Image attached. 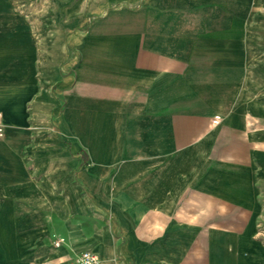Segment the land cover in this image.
I'll return each instance as SVG.
<instances>
[{"label": "crops", "instance_id": "0c3cea01", "mask_svg": "<svg viewBox=\"0 0 264 264\" xmlns=\"http://www.w3.org/2000/svg\"><path fill=\"white\" fill-rule=\"evenodd\" d=\"M0 233L47 264H264V0H0Z\"/></svg>", "mask_w": 264, "mask_h": 264}, {"label": "rangeland", "instance_id": "374dc122", "mask_svg": "<svg viewBox=\"0 0 264 264\" xmlns=\"http://www.w3.org/2000/svg\"><path fill=\"white\" fill-rule=\"evenodd\" d=\"M42 235L43 241L39 244L51 248L59 247L55 245L59 235L47 232L42 233ZM15 238V232L0 233V264H47L45 263L46 259L40 261L34 256L40 250V247L38 246L39 244L35 243L34 245L27 246L23 250H20L17 248Z\"/></svg>", "mask_w": 264, "mask_h": 264}, {"label": "built area", "instance_id": "2783aa9c", "mask_svg": "<svg viewBox=\"0 0 264 264\" xmlns=\"http://www.w3.org/2000/svg\"><path fill=\"white\" fill-rule=\"evenodd\" d=\"M5 134V123L3 121V114L0 111V138ZM63 243L62 238L56 240L55 245L60 246ZM71 264H101V258L97 252L83 251L80 255H77Z\"/></svg>", "mask_w": 264, "mask_h": 264}, {"label": "bare ground", "instance_id": "6f19581e", "mask_svg": "<svg viewBox=\"0 0 264 264\" xmlns=\"http://www.w3.org/2000/svg\"><path fill=\"white\" fill-rule=\"evenodd\" d=\"M3 114V113H2Z\"/></svg>", "mask_w": 264, "mask_h": 264}]
</instances>
